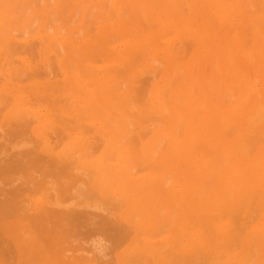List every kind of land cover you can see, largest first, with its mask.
Returning <instances> with one entry per match:
<instances>
[{"label":"bare ground","instance_id":"bare-ground-1","mask_svg":"<svg viewBox=\"0 0 264 264\" xmlns=\"http://www.w3.org/2000/svg\"><path fill=\"white\" fill-rule=\"evenodd\" d=\"M0 264H264V0H0Z\"/></svg>","mask_w":264,"mask_h":264},{"label":"rangeland","instance_id":"rangeland-1","mask_svg":"<svg viewBox=\"0 0 264 264\" xmlns=\"http://www.w3.org/2000/svg\"><path fill=\"white\" fill-rule=\"evenodd\" d=\"M124 4H125V3H123V2L120 3V5H121L122 8H123ZM65 7H66V6H63V8H65ZM125 7H126V6H125ZM127 7H129V6L127 5ZM54 9H55V10H59V7H57V8L55 7ZM126 10H129V9L126 8ZM126 10H125V11H126ZM64 11H65V9H64L63 11L60 10V11H57V12H58V13H59V12H63V14L65 13L64 15L62 14V20H63L64 18H67L66 21H69L70 18L72 17V13H71V17H70V12H68L69 9L67 10V7H66V11H67V12H66V11L64 12ZM122 11H124V10H122ZM130 12H131V11H130ZM54 13H55V12H54ZM67 13H69V14H68L69 20H68V17H67ZM126 13H129V12H125V13H124V17H127V14H126ZM55 14H57V13H55ZM63 16H66V17L63 18ZM78 17H79V16H78ZM77 19H78V18H77ZM134 19H135V18H134ZM139 19L142 20V23H148V21H147V19H146L145 16H141ZM64 20H65V19H64ZM66 21H65V22H66ZM76 21H77V20H76ZM60 22H61V24H63V25L66 24L65 22L63 23V21H60ZM74 23H75V22H73V25H74ZM148 24L151 25V23H148ZM141 26H143V25H141ZM94 29H95V28H94ZM93 31H94V30H93ZM93 31H92V32H93ZM95 31H96V30H95ZM95 31H94L93 33H96V32H97V31H96V32H95ZM99 31H100V29H98V32H99ZM98 32H97V35H96L97 40H99V38L102 37V36L100 37V34H101V33H100V32L98 33ZM103 34H104V33H103ZM93 35H94V34H93ZM94 36H95V35H94ZM80 37H81V36H80ZM143 38H144V36H143ZM31 57H32V56H31ZM84 232H85V231H84ZM70 234H73V233H69V235H70ZM75 234H76V233H75ZM87 235H89V234H87ZM87 235H86V236H87ZM71 236H72V235H70V237H67L68 240H69V238H70L71 243H72L74 240H75V241H74L75 244H76L77 240H78L77 243H79V239H80L81 237H82V240L80 239V241H83V242H84V240H83V239H84V237H83L84 235H80V234H78V237L80 236L79 238L77 237V234H76V235H73L72 237H71ZM88 237H89V236H88ZM73 238H74V239H73ZM71 239H73V240H71ZM74 242H73V244H74ZM83 242H82V243H83ZM80 244H81V242H80L78 245H80ZM76 245H77V244H76Z\"/></svg>","mask_w":264,"mask_h":264}]
</instances>
